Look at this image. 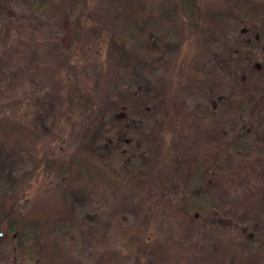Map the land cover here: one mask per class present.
<instances>
[{
	"label": "rangeland",
	"instance_id": "1",
	"mask_svg": "<svg viewBox=\"0 0 264 264\" xmlns=\"http://www.w3.org/2000/svg\"><path fill=\"white\" fill-rule=\"evenodd\" d=\"M203 2L215 15L194 34L180 0H89L77 49L81 1L0 0V119L38 133L0 127V201L27 219L0 264H45L42 211L89 264H264V0ZM54 155L117 179L43 171Z\"/></svg>",
	"mask_w": 264,
	"mask_h": 264
},
{
	"label": "trees",
	"instance_id": "2",
	"mask_svg": "<svg viewBox=\"0 0 264 264\" xmlns=\"http://www.w3.org/2000/svg\"><path fill=\"white\" fill-rule=\"evenodd\" d=\"M74 4L75 0H69ZM82 6L85 8L84 15L86 17H76L71 19V24L68 25L70 28V39L74 43V47L77 49L82 48V43L87 37V20L89 18V0H79ZM29 2L39 8L45 9L51 7L54 0H29ZM182 10L187 18V22L195 34L199 32L202 22L207 17H213L215 15L214 11L206 7L203 0H180ZM71 84H77V80H73ZM80 96L86 101L89 100L84 92H81ZM67 100L69 105H72L73 97L71 92L67 94ZM0 127L2 131L9 135V132H15L21 137L35 142L38 138V133L26 129V127L17 121L12 119H0ZM244 156L248 155L246 152L243 153ZM43 171H48L50 174H59L63 178L68 180L72 179L75 175L85 176L88 180L92 182L101 181H115L116 176H112L105 167L99 165L98 163L90 160L88 156L85 155H73L69 158L54 156H42L39 158ZM113 178V179H112ZM1 207V217H0V229L4 230L3 235L0 232V239L6 236L11 242L12 250L15 252L20 241L21 234L27 226V219L25 213L21 212L19 209V201L12 200L3 202L0 201ZM34 212L31 219L30 227L32 233L37 236V238L48 237L50 242L48 245L42 248L41 255L45 260V264H89L82 259H72L69 257V251L63 244V241L59 234L54 233L51 226L50 217L47 211ZM29 223V222H28ZM155 254L162 258H167L169 255L168 245L155 244L152 246ZM99 264H116L110 260H102Z\"/></svg>",
	"mask_w": 264,
	"mask_h": 264
}]
</instances>
